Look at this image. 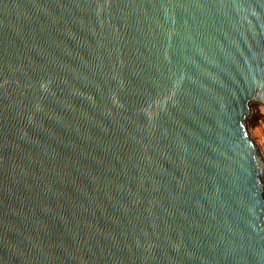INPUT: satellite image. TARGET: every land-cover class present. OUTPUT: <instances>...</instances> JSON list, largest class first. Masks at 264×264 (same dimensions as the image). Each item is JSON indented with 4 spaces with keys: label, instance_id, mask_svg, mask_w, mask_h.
Masks as SVG:
<instances>
[{
    "label": "water",
    "instance_id": "95a60500",
    "mask_svg": "<svg viewBox=\"0 0 264 264\" xmlns=\"http://www.w3.org/2000/svg\"><path fill=\"white\" fill-rule=\"evenodd\" d=\"M264 0H0V264H264Z\"/></svg>",
    "mask_w": 264,
    "mask_h": 264
},
{
    "label": "rangeland",
    "instance_id": "374dc122",
    "mask_svg": "<svg viewBox=\"0 0 264 264\" xmlns=\"http://www.w3.org/2000/svg\"><path fill=\"white\" fill-rule=\"evenodd\" d=\"M247 127L252 138L264 154V105L258 102L250 103Z\"/></svg>",
    "mask_w": 264,
    "mask_h": 264
}]
</instances>
